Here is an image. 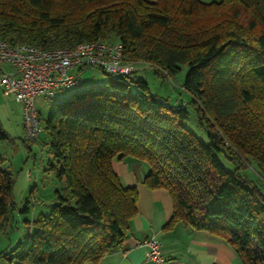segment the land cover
I'll return each instance as SVG.
<instances>
[{
  "label": "trees",
  "instance_id": "16d2710c",
  "mask_svg": "<svg viewBox=\"0 0 264 264\" xmlns=\"http://www.w3.org/2000/svg\"><path fill=\"white\" fill-rule=\"evenodd\" d=\"M0 39L44 50L118 42L126 62L168 79L186 66L181 87L207 133L204 143L184 126L185 104L171 106L131 76L58 101L45 131L62 191L10 263L96 264L121 246L138 194L112 162L132 158L148 167L144 185L172 199L164 229L207 232L241 264H264V196L218 158L251 159L264 178V0H0ZM3 164L0 156V221L13 192Z\"/></svg>",
  "mask_w": 264,
  "mask_h": 264
},
{
  "label": "rangeland",
  "instance_id": "374dc122",
  "mask_svg": "<svg viewBox=\"0 0 264 264\" xmlns=\"http://www.w3.org/2000/svg\"><path fill=\"white\" fill-rule=\"evenodd\" d=\"M137 64L135 68L137 70ZM188 68L183 66L181 71L172 78L157 76L152 70L137 72L131 76L134 81L143 80L147 83L151 94L166 100L168 104L184 107L188 119L184 122L186 129L204 143H207V133L199 125L198 117L190 105L191 96L182 89ZM84 83L69 91H60L54 98L43 95L35 100V109L41 126L37 142L29 145L24 138L22 128V109L13 96L5 94L0 89V128L7 139H0V156L4 158L3 168L11 173L13 178L12 201L6 218L0 221V264H13L10 259L19 243H24L32 222L38 215L51 212L55 202V192L62 191V184L56 177L55 169L50 167L54 161L48 152V135L45 122L54 109L55 103L64 98L85 90L106 88L107 80H116L99 70L87 69L81 74ZM135 89V84H131ZM260 103H263L260 101ZM218 158L223 167L231 173L238 174L257 186L264 196V178L253 160L242 157L243 166L225 158L219 153Z\"/></svg>",
  "mask_w": 264,
  "mask_h": 264
},
{
  "label": "built area",
  "instance_id": "2783aa9c",
  "mask_svg": "<svg viewBox=\"0 0 264 264\" xmlns=\"http://www.w3.org/2000/svg\"><path fill=\"white\" fill-rule=\"evenodd\" d=\"M99 70L108 76L128 77L135 64L126 62L118 42L88 41L73 48L44 50L28 44L11 45L0 39V88L14 97L22 109V127L29 145L41 133L35 100L38 96L57 97L83 82L82 72ZM149 264H184L167 259L160 242L153 236L142 242Z\"/></svg>",
  "mask_w": 264,
  "mask_h": 264
},
{
  "label": "crops",
  "instance_id": "0c3cea01",
  "mask_svg": "<svg viewBox=\"0 0 264 264\" xmlns=\"http://www.w3.org/2000/svg\"><path fill=\"white\" fill-rule=\"evenodd\" d=\"M198 1L209 4L221 0ZM146 70H152L151 66L138 63L135 73ZM112 169L124 187L136 188L137 213L130 221L123 244L96 264H149L142 242L151 236L160 242L161 252L167 259L184 264H241L233 248L217 236L180 223L164 229L172 216V199L166 190H150L144 185L148 173L145 163L126 158L113 161Z\"/></svg>",
  "mask_w": 264,
  "mask_h": 264
}]
</instances>
